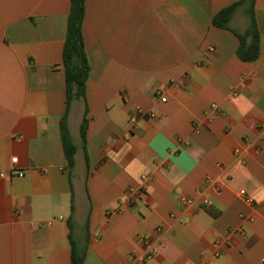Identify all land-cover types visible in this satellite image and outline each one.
<instances>
[{"label": "crops", "instance_id": "crops-1", "mask_svg": "<svg viewBox=\"0 0 264 264\" xmlns=\"http://www.w3.org/2000/svg\"><path fill=\"white\" fill-rule=\"evenodd\" d=\"M235 1H85L90 72L69 107V170L70 0H0V264H71L69 221L83 264H132L144 236L154 247L144 264H264V0L254 61L236 54L244 5L227 28L212 22ZM135 105L144 112L133 126Z\"/></svg>", "mask_w": 264, "mask_h": 264}, {"label": "trees", "instance_id": "trees-1", "mask_svg": "<svg viewBox=\"0 0 264 264\" xmlns=\"http://www.w3.org/2000/svg\"><path fill=\"white\" fill-rule=\"evenodd\" d=\"M86 0H70V8L67 18V27L62 47V65L65 75V111L60 120V136L63 152L67 161L68 169L75 164L76 145L71 137L67 117L71 101L75 98H85L90 66L86 54L82 23L85 16ZM255 0H237L219 9L212 18L215 26L227 28L232 13L239 5H244L248 25L243 32H233L239 39L236 49L237 56L243 61H254L260 54V33L255 16ZM88 127L87 109H85L81 124L80 136L85 158L88 160L86 151V134ZM71 208L73 205L71 203ZM70 261L71 264H83L86 254V245L76 238L72 221H69Z\"/></svg>", "mask_w": 264, "mask_h": 264}, {"label": "built area", "instance_id": "built-area-1", "mask_svg": "<svg viewBox=\"0 0 264 264\" xmlns=\"http://www.w3.org/2000/svg\"><path fill=\"white\" fill-rule=\"evenodd\" d=\"M208 49L209 50H213V47L212 46H208ZM156 93L158 94V97L161 98V99H166L167 96L166 94L163 92V91H156ZM144 112L143 108L139 105H135L134 106V109H133V112L130 114L129 116V121L131 123V125L134 126V124L136 123V120L137 118ZM153 115V114H151ZM237 155L239 154L238 152H236ZM11 161L13 163H16L17 162V157L14 156L11 158ZM10 174H14L16 176H22L23 175V171L20 170V169H17V168H13L11 170V173ZM132 193V192H130ZM240 193L244 195V198L247 202L249 203H253V198L246 195L244 190H240ZM205 203H209V200H205L204 201ZM252 218L250 217L249 220H251ZM160 227H157V230H159ZM231 241V238L229 235L227 236H223V237H217L214 241V245H215V251H214V255L215 256H218L222 253V247L223 245H228ZM142 242L145 246V251L143 254L139 255V256H136L133 261H132V264H144L147 260H149L152 256H153V252H154V247H153V243L151 241V239L148 237V236H144L142 238ZM262 260L264 261V258H262Z\"/></svg>", "mask_w": 264, "mask_h": 264}]
</instances>
